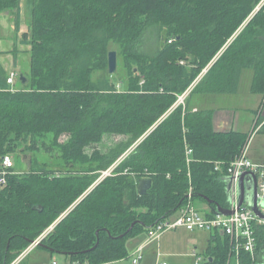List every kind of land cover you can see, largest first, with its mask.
Wrapping results in <instances>:
<instances>
[{"label": "trees", "instance_id": "obj_1", "mask_svg": "<svg viewBox=\"0 0 264 264\" xmlns=\"http://www.w3.org/2000/svg\"><path fill=\"white\" fill-rule=\"evenodd\" d=\"M22 1L0 0V13H13L16 30ZM24 6L30 60L28 73L18 74L25 82L18 77L11 90L0 67V163L22 146L57 149L62 165L32 164L6 176L0 264H10L55 221L36 247L72 263L102 264L124 257L128 238L167 220L189 198L211 199L208 216L217 213L215 203L230 207L227 167L247 134L215 131L213 111L193 110L190 97L236 93L244 70L251 71L250 92L264 96V0H24ZM147 38L152 55L143 49ZM110 45L126 72L120 82L107 71ZM259 112L255 127L264 120ZM114 135L123 139L112 148L95 147ZM145 177L151 186L140 195L137 181ZM214 233L204 264L237 258L228 238ZM255 238L254 255L240 251L238 264L258 261L264 224L255 226Z\"/></svg>", "mask_w": 264, "mask_h": 264}, {"label": "crops", "instance_id": "obj_2", "mask_svg": "<svg viewBox=\"0 0 264 264\" xmlns=\"http://www.w3.org/2000/svg\"><path fill=\"white\" fill-rule=\"evenodd\" d=\"M26 15L27 11L24 2H21L19 26L16 30L13 13L9 11H3L0 13V43H2L3 48H5L0 50V67L4 69L7 74L13 70L20 73L19 66L22 61L20 62L17 59L16 54L18 53L15 51L21 50L26 51V53L27 51H30V45L22 42V34L27 33L28 31V20ZM24 62L25 66L28 65L29 68L26 59ZM23 73H28V70H25ZM13 86L16 87V81ZM248 92L249 94L255 95V97L253 103L246 106L244 109L254 110L255 112L260 110L261 112V107L264 105V96L262 94L250 92V87L248 88ZM215 95L217 94H203L198 101L190 102V106L193 110L198 108L211 109L213 111L212 126L215 131L233 130L247 134L246 131L253 125L251 124L249 126L248 122L241 125L240 120H238V126L234 129L233 126L236 121L233 119V114H228L227 111L223 110L224 107H221L220 105L216 106L210 103V101L216 97ZM241 96H244V99L248 98L247 94H242ZM216 124L217 126H215ZM228 125L230 126L229 128L226 127ZM245 187L247 191L250 189V177H246ZM188 203L196 207L203 215H208L210 212L207 203L189 198V200L172 214L167 221H171L174 217L178 216L182 207ZM125 245L127 254L124 257L114 261L104 262L102 264H132L131 259L134 257L138 249H140L142 253V258L138 264H194L196 257L200 258L199 264H204V259L208 257L207 255L210 247L215 245V233L201 229L187 230L183 226H176L163 231L155 239H149L146 231L138 233L133 237L128 238ZM51 257L52 259L50 262L52 260L56 261L52 255ZM64 259V264L72 263L67 256H64ZM72 264L77 263L73 262Z\"/></svg>", "mask_w": 264, "mask_h": 264}, {"label": "rangeland", "instance_id": "obj_3", "mask_svg": "<svg viewBox=\"0 0 264 264\" xmlns=\"http://www.w3.org/2000/svg\"><path fill=\"white\" fill-rule=\"evenodd\" d=\"M24 2V0L22 1ZM27 16V15H26ZM150 36V35H149ZM148 36V37H149ZM151 40L147 38V41H145L143 49L145 52L148 54L152 55L154 53L153 46L151 44ZM27 47V46H26ZM2 43H0V50H3ZM109 50H118V47L114 45H110ZM17 55V59L21 62L19 66V71L20 73H23L25 70H28V65L25 66V59L27 61V64H29L30 60V54L29 51H21V50H16L15 51ZM25 52V53H24ZM27 68V69H26ZM207 68L203 69V72H206ZM201 76V74H200ZM126 77V72L124 68L122 67V60L121 57L117 54V69L116 72L111 74V79L114 82H120L124 80L123 78ZM250 78H251V71L249 70H244L242 72V78H241V83L238 88V91L235 93H230V94H217L215 95L213 100L210 101L212 105L216 106H221L224 107L223 110L227 111L228 114H233V119L235 122V125L233 128L235 129L238 125L237 122L240 120L241 125H243L245 122L249 123V126L252 124L253 126H250V128L246 131L247 132V143L245 144L246 152L247 155L250 157V159H253L255 162H264V133L263 132H258L259 126L261 124L264 126V120L263 122L258 126L255 127L256 120L257 118V113L254 110L250 109H244L246 106L250 105L254 101L255 95L249 94L248 88L250 87ZM191 90V87L188 88L182 95L178 97L177 103L180 102V97H182L183 101L184 98L189 94ZM242 94H247L248 98L244 99V96H241ZM201 95H203L201 92H196L192 94L190 97V102H196L200 99ZM166 113L164 114V116ZM261 117H264V105L261 107V112H260ZM255 120V122H254ZM254 122V124H253ZM217 126V124L215 125ZM229 128L230 126H226ZM243 127V126H242ZM224 128V126H223ZM144 135L139 137L135 142L132 143V145L126 150L124 154L119 157V159L116 160V162L112 163L108 168L105 170H102L99 172V177L95 181V183L99 182L106 176H104V172L111 170L116 167L117 162L120 161L125 155H127L130 151H132L137 144L142 140ZM123 139L122 136H105L102 140V143L99 145H94L97 148H104V149H110L112 148L115 144H117L119 141ZM66 140L65 136H62L60 138V141ZM93 149L88 148L87 153H91ZM9 154H11L12 160H13V172L17 171L16 173L20 174L25 171H29L30 168L33 165H42L45 164L47 167L50 168H60V164L62 165V159L60 158L61 153L59 150L54 149L52 152L47 153L43 150H40L38 152H29L26 150H23L22 146L14 149V151H11ZM65 171V170H64ZM92 187V186H91ZM180 209V208H179ZM195 209H197L195 207ZM63 214L61 215V217ZM178 216L174 217L177 218ZM173 219V220H174ZM171 220V221H173ZM167 221V220H166ZM57 221L53 222L49 228H47L45 231L50 230V227L52 228ZM44 231V232H45ZM43 232V233H44ZM42 233V234H43ZM148 235V234H147ZM155 239V238H154ZM51 255L53 258L56 259L58 264H64V256L61 254H52L49 251L36 247V245H32L30 243L29 246H27L25 249H23L15 259H18V261L21 264H49L50 260L52 259ZM232 255H228L227 257V262L226 264H238L239 256L237 258L230 257ZM234 260V261H233ZM236 260V261H235ZM257 262L256 264H264V246L261 247L260 252L257 257Z\"/></svg>", "mask_w": 264, "mask_h": 264}, {"label": "built area", "instance_id": "obj_4", "mask_svg": "<svg viewBox=\"0 0 264 264\" xmlns=\"http://www.w3.org/2000/svg\"><path fill=\"white\" fill-rule=\"evenodd\" d=\"M18 77V72L14 70L9 72L6 81L10 85L11 90H13L14 82ZM179 103H183L182 97H180ZM192 153V148L186 142L185 155L188 164L192 159ZM12 168V157L9 154H5L0 163V186L6 184V176L12 173ZM218 168L219 163L216 162L215 169ZM244 171H251L255 174L257 198L259 201H264V162H255L250 159L247 155L246 148L244 147L242 151L231 160L227 167V174L231 177L232 181L231 202L229 208L233 210V213L230 215H222L219 213H216L213 216L203 215L200 211L195 209L194 206L188 203L182 207L178 217L173 221L165 220L150 227L147 231L148 238H157L163 231L176 226H183L187 230L201 229L211 232H219L228 238L230 252L235 253L236 256H238L240 251H246L253 256L256 241L255 226L264 224V219L259 218L248 206L247 202H244L239 208H237V183L240 174ZM111 174V170L104 172V176H109ZM262 211H264V208H262ZM46 233L47 231L35 239L31 244L37 246ZM141 258L142 253L140 249H138L134 257L131 259V263L138 264ZM19 261L18 259H14L10 264H20ZM199 261L200 258L196 257L194 264H199ZM49 264H57V262L52 260Z\"/></svg>", "mask_w": 264, "mask_h": 264}, {"label": "water", "instance_id": "obj_5", "mask_svg": "<svg viewBox=\"0 0 264 264\" xmlns=\"http://www.w3.org/2000/svg\"><path fill=\"white\" fill-rule=\"evenodd\" d=\"M117 69V52L115 50L108 51L107 54V71L109 74H113ZM19 80L25 82V79L22 74L19 75ZM246 177L251 178V187L247 191L245 187V179ZM151 186L150 178H140L137 181V192L140 195L146 194L147 190ZM232 189V181L231 177H227V192L231 195ZM189 196V195H188ZM208 204L212 203V200L204 197ZM248 203V206L252 209V211L261 219H264V201H259L257 198V185H256V177L255 174L251 171H244L240 174L237 183V208H239L244 202ZM215 211L222 215H230L233 213V210L230 208H223L217 203H215ZM133 224L130 226L129 230Z\"/></svg>", "mask_w": 264, "mask_h": 264}]
</instances>
